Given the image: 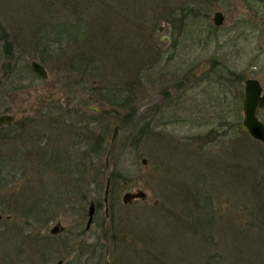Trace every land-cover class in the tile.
I'll return each instance as SVG.
<instances>
[{"label":"rangeland","instance_id":"1","mask_svg":"<svg viewBox=\"0 0 264 264\" xmlns=\"http://www.w3.org/2000/svg\"><path fill=\"white\" fill-rule=\"evenodd\" d=\"M246 78L264 94V0H0V264H264Z\"/></svg>","mask_w":264,"mask_h":264},{"label":"water","instance_id":"2","mask_svg":"<svg viewBox=\"0 0 264 264\" xmlns=\"http://www.w3.org/2000/svg\"><path fill=\"white\" fill-rule=\"evenodd\" d=\"M224 15L221 11H216L213 14L212 22L215 26H220L223 24ZM157 35L161 36L162 43H166L170 37L168 30L162 24L157 26ZM30 67L32 70L41 78L47 79L48 73L44 66L37 60L30 61ZM262 86L256 78H246L243 81V101H242V111L243 117L241 120L242 129L247 132L253 139L264 144V121L259 119L257 116V110L264 106V94L262 93ZM92 109V108H91ZM94 109V108H93ZM13 121V116L10 114H0V126L9 124ZM119 125H116L111 140L113 141L117 135ZM107 160V158H106ZM107 162V161H106ZM142 163L145 164L146 160L143 158ZM107 166V163H106ZM111 178H106L105 189H104V201L107 202V197L110 189ZM147 194L140 189H135L123 194L122 202L129 203L137 199H145ZM95 201L90 200L87 208V222L85 229L88 230L93 222L95 214ZM0 215V219H1ZM64 228L60 224H55L51 229V234H57ZM63 260H58L56 264H62Z\"/></svg>","mask_w":264,"mask_h":264},{"label":"flooded vegetation","instance_id":"3","mask_svg":"<svg viewBox=\"0 0 264 264\" xmlns=\"http://www.w3.org/2000/svg\"><path fill=\"white\" fill-rule=\"evenodd\" d=\"M13 116V115H12ZM15 123V118H14V116H13V121H11V123H9V124H5V125H2V126H0V136H5V135H11L10 134V132H3L4 130H6V128L5 127H7V128H9L10 127V125H12V124H14ZM18 127V129H22L21 127H19V126H17ZM14 135H16L17 136V132L14 134ZM3 138V137H2Z\"/></svg>","mask_w":264,"mask_h":264},{"label":"trees","instance_id":"4","mask_svg":"<svg viewBox=\"0 0 264 264\" xmlns=\"http://www.w3.org/2000/svg\"><path fill=\"white\" fill-rule=\"evenodd\" d=\"M110 178H111V180L114 178V173H110ZM212 264H220V263H218V260H216L214 263H212Z\"/></svg>","mask_w":264,"mask_h":264},{"label":"bare ground","instance_id":"5","mask_svg":"<svg viewBox=\"0 0 264 264\" xmlns=\"http://www.w3.org/2000/svg\"><path fill=\"white\" fill-rule=\"evenodd\" d=\"M95 207H96V204H95ZM87 218H88V214H87ZM51 234V233H50ZM54 235V234H53Z\"/></svg>","mask_w":264,"mask_h":264}]
</instances>
